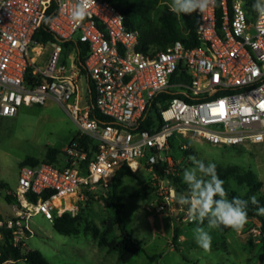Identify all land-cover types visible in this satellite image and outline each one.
<instances>
[{
    "label": "built area",
    "instance_id": "1",
    "mask_svg": "<svg viewBox=\"0 0 264 264\" xmlns=\"http://www.w3.org/2000/svg\"><path fill=\"white\" fill-rule=\"evenodd\" d=\"M79 3L0 0V118L52 98L76 124V138L91 142L71 140L63 168L47 162L20 168L13 194L30 212L0 218V240L9 231L15 247L25 233L32 236L29 218L41 214L53 223L68 212L58 213V197L71 199L75 209L86 193L109 189L123 166L156 175L154 166L166 165L171 173L172 136L220 146L264 144V16L254 3L213 0L204 12L195 11L198 45L176 41L146 50L139 49V32L125 26L108 0H88L84 19L76 21L72 13ZM52 7L47 28L56 40L36 42L34 35ZM35 45L37 55L49 48L43 68L31 55ZM77 45L87 46L84 70L93 104L82 100ZM28 74L32 84L26 83ZM91 107L112 122L102 125L90 118ZM164 190L165 199L173 200V186ZM185 220L194 222L187 211ZM0 264L20 261L0 258Z\"/></svg>",
    "mask_w": 264,
    "mask_h": 264
},
{
    "label": "rangeland",
    "instance_id": "2",
    "mask_svg": "<svg viewBox=\"0 0 264 264\" xmlns=\"http://www.w3.org/2000/svg\"><path fill=\"white\" fill-rule=\"evenodd\" d=\"M252 4L256 0H244ZM172 0H160L152 13L156 23L160 13L169 7ZM40 43V42H39ZM34 46L31 54L37 60V66L43 68L49 54V48ZM67 53V52H65ZM78 85L82 100L89 102L87 80L82 75ZM77 126L65 109L54 99L49 98L43 105L22 106L12 118H0V183L5 188L0 191V216L3 220L12 219L20 211H30L21 205V200L14 196L18 185L22 162L27 158L45 163L48 149L59 152L56 167L66 164L65 149L77 134ZM95 144V142H93ZM175 147L170 151L172 178L154 175L147 169H139L132 176H123L112 181L110 188L98 193H86L77 200L72 208V200L59 199L56 207L58 213L68 211L69 215L81 217L78 233L64 236L54 231L52 222L43 215L36 214L28 219L32 236L25 233L20 244L21 253L39 251L51 264H124L116 252H110L105 246H99L91 231L96 226L99 232L111 227L107 240L120 239L130 234L143 245V251L136 254L125 264H264V230L257 218H247L239 230L208 229L207 220L203 225L212 236L208 250L200 247L194 239L193 229L197 222L185 220L187 205H180L177 196L187 194V185L183 183V171L196 167L192 158L221 167L222 170L233 169L222 180L223 187L234 192L239 198L250 202L264 197V144L246 146L213 145L201 139L178 137ZM178 146H183L182 148ZM252 173L262 186L249 194V187L240 184L238 175ZM204 180L210 176L198 173ZM179 179V181H174ZM174 188V199L166 200L165 188ZM115 186L124 204L122 223L124 232L112 226L114 210L109 201L111 189ZM7 197H11L10 202ZM228 199V197H227ZM264 216V213H263ZM20 264H25L20 261Z\"/></svg>",
    "mask_w": 264,
    "mask_h": 264
},
{
    "label": "trees",
    "instance_id": "3",
    "mask_svg": "<svg viewBox=\"0 0 264 264\" xmlns=\"http://www.w3.org/2000/svg\"><path fill=\"white\" fill-rule=\"evenodd\" d=\"M124 17L125 26L130 30H136L139 32V49L146 50L151 46H156L159 49H164L167 46L173 44L176 41H181L185 46L193 47L198 45L195 36V30L198 24V18L195 11L191 14L181 13L177 15L169 7L160 13L158 21L155 23L152 20V13L155 8L160 3V0H108ZM54 7H52L48 13L47 18L43 21L39 29L34 35V40L40 43H47L50 41H55V37L49 32L47 28L48 18L54 12ZM70 49L71 44H65ZM77 66L80 70V74L87 80V92L89 95V102L93 104L94 92L91 82L84 70V60L87 54L86 45H77ZM33 78L31 74L26 77V83L32 84ZM90 118L97 120L100 124L111 123L112 121L99 114L94 107H91ZM148 125H141L142 129H147ZM179 136H172L169 139L170 151L175 147V142ZM73 141L79 142L81 145H85L91 142L82 141L77 139L76 136L72 139ZM179 148L182 146H178ZM59 152L55 149H48L46 154V162L55 164L57 162V156ZM39 161L33 158L25 159L22 164L36 166ZM166 165H155L154 171L161 177L172 178L170 173H166ZM233 169L222 170L221 167L216 166V174L219 179L224 180L230 174H234ZM133 173L127 166L121 167L115 174L113 181L121 179L123 176H132ZM238 181L240 184H246L249 187L248 193H254L260 189L262 186L261 182L256 181L255 176L252 173H247L245 175H238ZM174 181H179V179H174ZM5 188V185L0 183V191ZM227 197L231 200L234 197H238L234 192H229L224 187ZM239 198V197H238ZM219 199V197H215ZM241 199V198H240ZM11 197H7V201L10 202ZM32 201H36L33 197ZM243 200V199H242ZM109 201L114 210V218L112 226H117L121 232H124V226L122 223V215L124 204L122 202L121 196L117 192V188L113 186L109 195ZM264 197L260 196L247 204V218H257L261 221L264 230ZM59 211V207H57ZM1 218V216H0ZM81 217L79 215L71 216L68 213L63 214L59 218L53 221L52 227L55 232L60 235L69 236L78 233V226ZM224 230L229 227L221 226ZM111 227H107L105 231L99 232V229L94 226L91 229V234L94 239L98 240L99 246H105L110 252H116L117 258L121 263L129 262L136 254L139 252H144L142 248V243L134 239L130 234H125L120 239L107 240L108 235L111 233ZM0 258L1 261L12 260V261H23L25 264H51L46 258L37 250L29 251L26 254L21 253L20 246L15 247L11 241V235L9 231H3V237L0 240Z\"/></svg>",
    "mask_w": 264,
    "mask_h": 264
},
{
    "label": "clouds",
    "instance_id": "4",
    "mask_svg": "<svg viewBox=\"0 0 264 264\" xmlns=\"http://www.w3.org/2000/svg\"><path fill=\"white\" fill-rule=\"evenodd\" d=\"M213 0H172L171 11L177 15L191 14L199 10L204 12ZM88 0H80L72 18L76 21L83 20L86 15ZM253 8L264 16V0H256ZM196 167L183 171V183L187 185V194L177 196L180 205H187V214L190 220L197 222L193 229L195 242L205 250L210 249L212 236L203 225L207 220L208 229H219L221 226L239 230L247 219L248 202L238 197L227 199V193L223 187V181L216 174V166L213 163L205 165L203 161L192 158ZM198 173L210 176V180H204ZM219 199H215V197ZM255 203V197L251 198ZM264 211V209H261Z\"/></svg>",
    "mask_w": 264,
    "mask_h": 264
},
{
    "label": "bare ground",
    "instance_id": "5",
    "mask_svg": "<svg viewBox=\"0 0 264 264\" xmlns=\"http://www.w3.org/2000/svg\"><path fill=\"white\" fill-rule=\"evenodd\" d=\"M63 197H58L56 200H55V206H57V204L59 203V199H62Z\"/></svg>",
    "mask_w": 264,
    "mask_h": 264
}]
</instances>
